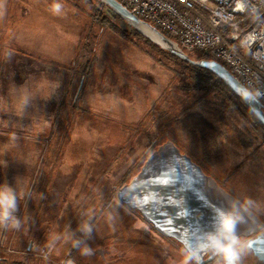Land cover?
Segmentation results:
<instances>
[{
  "label": "rangeland",
  "instance_id": "obj_1",
  "mask_svg": "<svg viewBox=\"0 0 264 264\" xmlns=\"http://www.w3.org/2000/svg\"><path fill=\"white\" fill-rule=\"evenodd\" d=\"M59 2L55 14L53 0H0V184L23 178L28 193L21 230H0L2 264L102 261L105 236L120 242L114 231L146 226L116 194L167 141L226 195L251 199L264 222V132L253 120L122 19H111L118 32L85 0ZM82 221L91 238L77 230ZM177 262L169 251L163 263Z\"/></svg>",
  "mask_w": 264,
  "mask_h": 264
},
{
  "label": "water",
  "instance_id": "obj_2",
  "mask_svg": "<svg viewBox=\"0 0 264 264\" xmlns=\"http://www.w3.org/2000/svg\"><path fill=\"white\" fill-rule=\"evenodd\" d=\"M98 1L150 42L222 80L264 126V105L258 99L242 100L237 89L245 86L223 64L214 59H193L176 41L140 19L118 0ZM116 195L120 202L137 210L145 221L152 223L160 232L178 240L184 249L197 251L202 248L204 233L212 230L216 213L220 209L227 211L233 202L239 204L226 195L197 163L169 141L148 156L139 172ZM244 227L250 230L246 235H254L264 227V222L250 212L246 214L245 224L239 229ZM31 245L29 243L28 249ZM249 247L257 256L264 258V238H250ZM204 256L201 251L200 264L214 259L210 255L204 260Z\"/></svg>",
  "mask_w": 264,
  "mask_h": 264
},
{
  "label": "built area",
  "instance_id": "obj_3",
  "mask_svg": "<svg viewBox=\"0 0 264 264\" xmlns=\"http://www.w3.org/2000/svg\"><path fill=\"white\" fill-rule=\"evenodd\" d=\"M118 1L185 52L199 51L264 91V0Z\"/></svg>",
  "mask_w": 264,
  "mask_h": 264
},
{
  "label": "clouds",
  "instance_id": "obj_4",
  "mask_svg": "<svg viewBox=\"0 0 264 264\" xmlns=\"http://www.w3.org/2000/svg\"><path fill=\"white\" fill-rule=\"evenodd\" d=\"M51 11L60 14L62 4L59 0H53ZM237 94L244 101L264 98V91L259 88L239 87ZM27 195L26 192H17L5 181L0 184V230L20 231L23 226L22 216H17L19 209L18 200ZM253 201L245 199L239 204L231 203L227 211L220 209L216 213L211 231H207L203 235L202 248L197 251L194 249H185L186 260L184 264H200V252L204 255L215 257L214 264H244L245 258L249 255L250 238H264V229L253 235H242L239 232L240 226L246 222V214L251 212ZM77 230L86 238H91L93 231L92 225L87 221H82ZM67 240L73 248L78 249L82 256L92 254L86 242L74 237V233H66Z\"/></svg>",
  "mask_w": 264,
  "mask_h": 264
},
{
  "label": "flooded vegetation",
  "instance_id": "obj_5",
  "mask_svg": "<svg viewBox=\"0 0 264 264\" xmlns=\"http://www.w3.org/2000/svg\"><path fill=\"white\" fill-rule=\"evenodd\" d=\"M139 216L142 217L140 214ZM145 225L143 229H141L142 227H136L133 233L129 231H114V233L124 236V240L120 242H115V240H112L114 238L110 239V237L105 236L102 242L104 246L100 247L98 251L103 260L91 262L88 259V264H165L163 262L167 255H169V251L177 257V264H184L186 255L183 245L178 240L160 232L152 223L145 221ZM262 229L264 227L260 230ZM148 232L155 234L158 239L153 241L149 237ZM239 232L246 235L250 230L244 227L239 229ZM106 238L110 240L107 241L105 240ZM249 249L250 252L245 258L244 264H262L264 258L257 256L252 248L249 247ZM209 256L205 255L203 259L206 260ZM214 260L215 257L204 264H214ZM62 262L63 264H81L71 259L70 255Z\"/></svg>",
  "mask_w": 264,
  "mask_h": 264
},
{
  "label": "trees",
  "instance_id": "obj_6",
  "mask_svg": "<svg viewBox=\"0 0 264 264\" xmlns=\"http://www.w3.org/2000/svg\"><path fill=\"white\" fill-rule=\"evenodd\" d=\"M88 4L92 6L94 9V18L98 21H101L102 23H105L106 25H109L111 28L115 29L118 32H122L120 27L118 25H115L112 22V18H119L117 15H115L108 7L100 3L98 0H85ZM132 32L138 36L139 38H142L146 40V42L152 46L153 48L167 54L168 56L176 59L177 61H180L181 64L185 65L186 68H189L193 71L195 75V79L197 81V84L204 89L207 90H217L221 91L225 98L231 102V104L242 114L249 116L253 122L257 125L259 129H261L262 132H264V126H262L258 120L253 116V114L247 109V107L239 100V98L224 84L222 80L217 78L215 75H213L211 72L207 71L204 68L193 66L187 62L182 61L181 59L177 58L173 54L161 49L159 46L155 45L154 43L150 42L147 38L140 35L138 32H136L134 29H131ZM193 59H211V57L195 52L198 54V56L194 57L192 52H187Z\"/></svg>",
  "mask_w": 264,
  "mask_h": 264
},
{
  "label": "crops",
  "instance_id": "obj_7",
  "mask_svg": "<svg viewBox=\"0 0 264 264\" xmlns=\"http://www.w3.org/2000/svg\"><path fill=\"white\" fill-rule=\"evenodd\" d=\"M18 165H19V163H17ZM24 174V173H23ZM22 181H23V178L21 179V180H17V182H16V187H13V186H15V183H12L11 185H12V188L14 189V190H16L17 192H24L25 191V187H24V185L22 184ZM47 186H49L48 184L46 185V189H47ZM43 188H45V186L43 187ZM42 199V198H41ZM43 200V199H42ZM48 201L46 198L43 200V201ZM23 201V198L22 199H19L18 200V203H19V209H18V211L20 210V207L22 206V202ZM37 201V200H36ZM43 201H41V202H39V204H38V201L35 203V205H34V208H35V206H37V209L36 210H40L41 208H44V202ZM39 212V211H38ZM5 260H2V259H0V262L2 263V262H4Z\"/></svg>",
  "mask_w": 264,
  "mask_h": 264
}]
</instances>
